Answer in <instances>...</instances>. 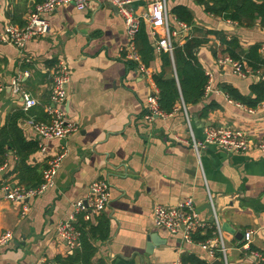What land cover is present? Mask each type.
I'll return each instance as SVG.
<instances>
[{
  "label": "crops",
  "instance_id": "crops-1",
  "mask_svg": "<svg viewBox=\"0 0 264 264\" xmlns=\"http://www.w3.org/2000/svg\"><path fill=\"white\" fill-rule=\"evenodd\" d=\"M40 1L0 0V30L9 23L24 25L27 14ZM129 2L144 22L153 47L145 73L136 68V62L123 58L122 49L128 42L126 26L108 0H91L82 10L72 4L56 8L47 16L49 31L29 40L22 50L0 42V128L12 113L21 112L17 127L26 141L37 146L26 164L37 167L39 174L51 157L65 150L55 185L28 199L23 215L22 203L4 197L6 186L24 187L15 169L17 155L14 149L0 155V230L8 229L13 235L0 247V264H59L56 258L72 250L57 236V225L68 219L73 203L84 200L97 179L109 182L110 201L91 219L95 222L100 215L108 219L107 238H95L93 262L173 264L182 254L192 253L206 264L214 260L223 263L219 253L210 256L196 243L184 242L179 233L154 226V205L175 206L187 198L206 224L200 235L212 229L213 236L215 218L218 220L227 264H254L241 249L247 230L252 231L251 247L264 255V155L257 149L225 152L209 144L197 157L187 121L198 141L210 127L242 130L252 144L264 139V100L255 107L247 106L221 89L229 84L240 94L251 96V85L260 79L256 71L262 72L264 67L252 70L241 57L252 71L241 76L233 73L230 65L219 63V58L230 57L220 53L222 36H236L242 48L260 43L264 55V22L241 27L206 12L196 0H166L170 28L175 31L173 45H181L191 36L207 38L195 51L207 82L197 103L185 104L181 99L166 116L148 120L144 117L146 98L159 93L153 74L160 70L161 50L154 46V34L160 35L161 30L142 18L148 0ZM176 5L189 9L191 25L177 19L172 12ZM59 59L69 68L65 112L77 130L64 139H45L26 121L31 116L47 119L44 108L50 103L49 74ZM25 69L30 75L22 84L38 101L27 110L10 88L18 72ZM169 73L176 78L174 70ZM209 104L215 106L209 108ZM152 234H156V242L147 252Z\"/></svg>",
  "mask_w": 264,
  "mask_h": 264
},
{
  "label": "built area",
  "instance_id": "built-area-1",
  "mask_svg": "<svg viewBox=\"0 0 264 264\" xmlns=\"http://www.w3.org/2000/svg\"><path fill=\"white\" fill-rule=\"evenodd\" d=\"M91 0H41L27 14L26 23L22 26L15 24H6L0 30V42L8 43L19 50H22L27 42L33 38L40 37L49 31L48 14L56 8L72 4L78 10L87 7ZM113 4L118 13L123 17L128 37L127 46L122 49L123 58L136 62V68L141 72H147L144 64L141 63L139 54L135 48L134 36L139 27L141 18L133 13L129 0H108ZM142 18L149 21L151 26L161 30V34H154V46L157 50H163L172 53L174 45L171 36L175 31L170 28L168 13L166 9V0H148L147 11ZM183 29H187V25L183 22L179 23ZM219 63L231 66L233 73L245 76L252 71L241 60H235L225 56L219 58ZM256 74L260 78H264L261 70H257ZM30 75V71L25 69L19 71L16 77L11 81L10 88L14 94L21 98L24 109L35 106L38 101L36 98L24 88L22 80ZM50 93L49 100L44 110L47 114L46 120H37L33 116L27 119V124L40 137L45 139H64L72 132L77 130L75 122L69 120L66 116L65 107L68 98L67 87L69 82V68L64 60L59 59L52 67L50 74ZM209 90V84L206 86ZM157 94H150L146 98L144 117L148 120L155 116H166L168 113L162 111L158 106ZM251 111V110H250ZM188 127L191 134V146L193 147L197 157L201 150L207 145L213 144L217 148L225 152H245L250 149H257L264 155V139L252 144L246 138V132L239 129H231L228 127H210L205 130L203 140H195L190 130L189 119ZM43 149V148H42ZM65 154V150L61 149L58 153L51 157L46 167L42 170L41 181L37 186L24 188L22 186H6L4 188V197L7 200L22 203L21 215L27 211L28 199L42 194L48 188L55 185V175L60 165V161ZM110 201V184L107 180L97 179L90 185L89 193L83 200H77L73 203V211L68 219L59 222L57 225V236L64 240L70 250L80 246V231L77 228L78 217L84 221H90L95 215L102 212ZM152 221L155 227L165 228L170 233H179L181 239L189 244L196 243L202 249L206 250L210 256L215 253L221 255L223 264L226 261V248L221 235V228L218 220L215 218L213 236L210 238L195 242L192 234L198 230H202L206 224L201 221L195 212L194 204L191 198L178 203L175 206H164L156 204L152 208ZM252 231L247 230L243 234L241 249L247 257H250L254 264H264V255L259 250L251 247ZM12 232L8 229L0 230V247L5 246L12 240ZM173 264H182L180 258L176 259Z\"/></svg>",
  "mask_w": 264,
  "mask_h": 264
},
{
  "label": "trees",
  "instance_id": "trees-1",
  "mask_svg": "<svg viewBox=\"0 0 264 264\" xmlns=\"http://www.w3.org/2000/svg\"><path fill=\"white\" fill-rule=\"evenodd\" d=\"M202 5L204 10L223 20L236 22L241 27H252L257 21L264 22V1L258 0H196ZM172 12L180 21L188 25L192 24V14L188 8L182 5L173 7ZM144 22L140 20L139 27L134 36V44L142 63L147 66L153 58V47L149 43L144 30ZM210 33V32H208ZM216 34L223 33L215 31ZM208 40L205 37L191 36L181 45H174L172 54L161 50L160 70L153 74V80L159 90L158 105L164 112H170L174 105L183 100L185 104H195L204 95L207 77L199 63L195 51ZM220 53H227L232 59L240 60L241 57L247 62L252 70L264 67V55L260 52L261 44L254 43L246 48H242L236 36L228 39L220 38ZM216 54L215 51H213ZM129 64H133L129 62ZM134 65V64H133ZM175 71L176 78H166L169 72ZM264 76V69L262 70ZM229 98L243 103L247 106L255 107L264 100V78H260L250 87L251 96L240 94V92L229 84L221 88ZM209 104L208 107H214ZM21 112L16 111L8 117L6 125L0 128V155L5 154L8 149H14L17 155L19 183L24 187L37 186L41 181L37 167H30L26 164L29 154L37 148L36 143L26 141L21 130L17 127V120ZM1 163V161H0ZM31 182V183H30ZM108 219L105 216H97L95 222L84 221L78 217L77 228L80 231V246L74 248L71 253L61 258L57 257L59 264H106L102 259L93 262L92 258L96 251L95 238L106 239L108 236ZM214 230V228H213ZM212 236V229L204 235H200V230L192 234L193 240L203 241L206 237ZM182 264H206L199 260L192 253H184L180 256ZM48 264V263H44Z\"/></svg>",
  "mask_w": 264,
  "mask_h": 264
},
{
  "label": "water",
  "instance_id": "water-1",
  "mask_svg": "<svg viewBox=\"0 0 264 264\" xmlns=\"http://www.w3.org/2000/svg\"><path fill=\"white\" fill-rule=\"evenodd\" d=\"M114 8L117 11V8L115 6H114ZM173 77H174V74H170L169 73V74L166 75V78H173ZM154 236H156V234L155 235L152 234V235L149 236V241H150L151 244L148 245L147 252H150V250L152 249V245L155 244V242H156V239H155ZM211 264H223V263L221 261L214 260Z\"/></svg>",
  "mask_w": 264,
  "mask_h": 264
}]
</instances>
